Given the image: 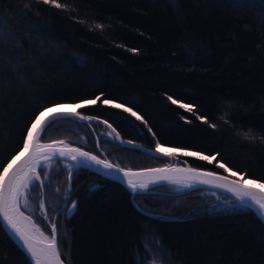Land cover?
<instances>
[{
	"label": "trees",
	"instance_id": "trees-1",
	"mask_svg": "<svg viewBox=\"0 0 264 264\" xmlns=\"http://www.w3.org/2000/svg\"><path fill=\"white\" fill-rule=\"evenodd\" d=\"M58 3L65 7L42 0H0L5 32L0 45V169L22 146L41 109L103 93L96 105L79 109L99 120L59 116L42 139L61 138L122 167L174 162L109 138L101 123L108 120L121 139L155 148L158 138L163 145L218 153L217 161L233 171L264 180V9L236 7L233 0ZM104 99L133 107L155 138L143 122L104 105ZM182 103L193 105L194 113ZM197 115H206L217 128ZM245 132L251 139L244 138ZM177 157L180 163L228 173L213 162ZM45 171L49 176L43 191L37 182L28 193L32 208L25 213L48 235V222H58L66 264H135V257L144 255L145 227L162 238L168 264H264V222L247 209L209 208L214 192L234 199L227 194L170 183L150 186L135 203L176 217L162 221L140 213L118 181L80 168L71 180V199H66L64 161H54ZM42 199L48 220L41 215ZM72 200L78 208L65 218ZM0 264H29L2 227Z\"/></svg>",
	"mask_w": 264,
	"mask_h": 264
},
{
	"label": "snow or ice",
	"instance_id": "snow-or-ice-1",
	"mask_svg": "<svg viewBox=\"0 0 264 264\" xmlns=\"http://www.w3.org/2000/svg\"><path fill=\"white\" fill-rule=\"evenodd\" d=\"M42 2L53 5L56 8L65 7V5L58 3V0H42ZM233 5L236 7L247 5L264 9V0H233ZM96 26L103 28V25L100 24ZM4 43L5 32L0 28V45ZM131 51L136 52L137 50L131 49ZM103 95L101 93L95 99L80 101L75 106L76 110L74 111L49 112L48 108H44L35 116L27 128L20 151L6 165H3L2 170H0V227L25 253L29 264H65L59 251L58 222L55 219L48 222L51 233L48 235L31 215L25 214V210L29 209L28 193L34 190L37 182L41 191H43L45 180L49 176V172L45 171V169L52 168L54 161L58 160H63L67 168L69 188L64 194L66 199H71V180L74 173L79 171L80 168H85L94 171L96 174L109 177L114 181L126 183L127 189L132 194L133 206L149 218L158 216L162 221L176 219V217L145 211L138 203H135V197L141 195L142 191L148 189L150 185L167 181L170 184L185 188H191L196 184H209L223 188L234 197L231 202L234 209L253 211L257 218L264 222V180L245 178L243 173L233 171L223 162L217 161L218 153L209 156L200 152L184 151L181 148L165 150V146L161 144L158 138L156 139L155 149H147L149 155L158 159L173 158L178 153L183 152L186 157H198L203 161L217 164L220 169L231 173L234 178L230 179L228 176H222L214 171H203L191 167L182 168L172 164H166L163 167L133 170L132 168H124L119 164H114L107 158L101 159L100 156L93 152L85 151L83 148L75 147L63 140L42 141V136L48 134L51 130L52 122L57 116H71L81 121L99 120V117L84 115L79 109L96 105ZM168 99L172 100V97L169 96ZM172 102L176 103L174 100ZM103 104L111 105L115 109H122L136 120L143 122L155 138V133L147 125V121L144 120L142 115L134 111L133 107H127L125 104L116 103L109 99H104ZM180 107L186 109L189 113H194L193 105L181 104ZM45 112H48V115H45ZM181 118L185 119L184 117ZM196 118L208 124L212 129L217 128V124L211 123L206 115H197ZM102 122L110 129L108 136L113 137L114 140L121 141V143L132 144L135 151H144L142 145L137 146L132 141L121 140L120 133L109 124L108 120H103ZM224 123H228L226 117ZM244 138L251 139L248 132L244 133ZM261 140L264 141V137H261ZM56 170L59 171L60 169ZM41 171L44 172L43 177L41 176ZM94 187L97 186H90V188ZM39 208L43 219L48 220L47 208L43 199L39 203ZM77 208L78 201L72 200L71 205L66 210L65 218H70ZM144 230L148 233L142 241L144 255L142 257L137 255L135 264H168L170 253L163 247L162 238L156 235L155 229L145 227Z\"/></svg>",
	"mask_w": 264,
	"mask_h": 264
},
{
	"label": "water",
	"instance_id": "water-1",
	"mask_svg": "<svg viewBox=\"0 0 264 264\" xmlns=\"http://www.w3.org/2000/svg\"><path fill=\"white\" fill-rule=\"evenodd\" d=\"M45 108H48V111L49 112H60V111H74V110H76V108H75V104L74 103H71V102H63V103H56V104H53V105H50V106H47V107H45ZM44 109V108H43ZM43 109H41L40 111H42ZM39 111V112H40ZM38 112V113H39ZM37 113V114H38ZM36 114V115H37ZM45 115H48V112H45ZM85 115V114H84ZM87 116V115H86ZM57 117H59V116H57ZM35 118V117H34ZM85 122H88V121H85ZM30 126V125H29ZM109 138H113V137H110V136H108ZM51 140H63V139H61V138H59V139H50V140H43L42 139V141L43 142H49V141H51ZM121 140H123V141H132L135 145H137V146H140V145H142L143 146V148H144V152H147V149H155V148H153V147H147V146H144L143 144H141V143H138V142H135V141H133V140H127V139H121ZM63 141H65V140H63ZM65 142H67V141H65ZM120 143H121V141H119ZM67 143H69V142H67ZM69 144H71V143H69ZM122 144H125V145H131L132 146V144H128V143H122ZM71 145H73V146H75V147H80V146H78V145H75V144H71ZM22 146H23V144H22ZM22 146L13 154V155H11L8 159H7V161L5 162V164L14 156V155H16V153L18 152V151H20V149L22 148ZM81 148H83V147H81ZM84 149V148H83ZM85 151H89V150H87V149H84ZM89 152H92V151H89ZM94 153V152H93ZM94 154H96V153H94ZM96 155H98V154H96ZM98 156H100V155H98ZM100 158L101 159H103V158H106V157H104V156H100ZM173 159H174V162H171V163H167V164H172V165H176V166H179V167H182V168H185V167H191V168H198V169H201V170H203V171H214V172H217V173H219L220 175H222V176H228L230 179L231 178H234V177H232V175H231V173H222V172H218V171H215V170H210V169H205V168H201V167H197V166H194V165H191V164H188V163H180V162H178V157L176 156V157H173ZM109 160V159H108ZM110 161V160H109ZM113 163V162H112ZM4 164V165H5ZM115 164V163H114ZM166 164H162V165H154V166H146V167H140V168H132L133 170H139V169H144V168H156V167H163V166H165ZM122 167V166H121ZM3 168V167H2ZM2 168L0 169V170H2ZM124 168H129V167H124ZM101 175V174H100ZM103 176V175H102ZM105 177V176H104ZM107 178H109V177H107ZM238 178V177H237ZM245 178H248V177H245ZM111 179V178H110ZM252 179V178H251ZM119 182V181H118ZM163 183H168L167 181H161V182H159L158 184H163ZM123 185H125L126 186V183H122ZM157 185V184H156ZM176 185V184H175ZM150 186H153V185H150ZM149 186V187H150ZM127 187V186H126ZM192 187H202V188H206V189H209V190H214V191H218V192H222V193H224V194H227V195H229V196H231V197H233L232 196V194L231 193H229V192H227L225 189H223V188H218V187H216V186H214V185H209V184H196V185H194V186H192ZM234 198V197H233ZM26 215H28L27 213H25ZM51 234V233H50ZM61 259H62V257H61ZM66 264V263H65Z\"/></svg>",
	"mask_w": 264,
	"mask_h": 264
},
{
	"label": "rangeland",
	"instance_id": "rangeland-1",
	"mask_svg": "<svg viewBox=\"0 0 264 264\" xmlns=\"http://www.w3.org/2000/svg\"><path fill=\"white\" fill-rule=\"evenodd\" d=\"M86 100V99H85ZM83 101V100H82ZM113 101V100H112ZM115 102V101H114ZM79 103V102H78ZM78 103H75V106L78 104ZM116 103H119V102H116ZM182 104H186V103H182ZM103 120H101V123H103L102 122ZM104 126L106 127L107 125H105L104 124ZM106 129V131L108 130V131H110V129L108 128V127H106L105 128ZM105 135L106 136H108V134L107 133H105ZM165 146V150H169V149H171V148H179V147H172V146H168V145H164ZM181 149H183L184 151H193V152H197V151H194V150H191V149H186V148H181ZM179 154H183V152H180V153H178L177 155H179ZM202 154H204V153H202ZM204 155H207V154H204ZM209 156H211V155H209ZM198 158V157H197ZM47 169H49V168H47ZM214 196H215V199H214V201L210 204V206H209V208L210 209H216V210H218V209H234L233 207H232V201L234 200V199H232V198H228V197H224V196H222V195H220V194H218V193H215L214 192ZM70 205H71V203H70ZM69 205V206H70ZM32 208V206H31V203L29 202V209H31Z\"/></svg>",
	"mask_w": 264,
	"mask_h": 264
},
{
	"label": "bare ground",
	"instance_id": "bare-ground-1",
	"mask_svg": "<svg viewBox=\"0 0 264 264\" xmlns=\"http://www.w3.org/2000/svg\"><path fill=\"white\" fill-rule=\"evenodd\" d=\"M103 125H104V123H103ZM106 127H108V126H106ZM108 132H109V131L107 130L106 133L108 134ZM18 152H19V151H18ZM14 156H15V155H14ZM10 160H11V159H10ZM10 160H9V161H10ZM9 161H8V162H9ZM8 162H7V163H8ZM7 163H6V164H7ZM6 164H5V165H6Z\"/></svg>",
	"mask_w": 264,
	"mask_h": 264
},
{
	"label": "flooded vegetation",
	"instance_id": "flooded-vegetation-1",
	"mask_svg": "<svg viewBox=\"0 0 264 264\" xmlns=\"http://www.w3.org/2000/svg\"><path fill=\"white\" fill-rule=\"evenodd\" d=\"M104 132L106 133V130H104Z\"/></svg>",
	"mask_w": 264,
	"mask_h": 264
}]
</instances>
